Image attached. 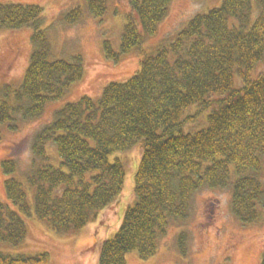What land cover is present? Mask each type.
Listing matches in <instances>:
<instances>
[{"label":"trees","instance_id":"trees-1","mask_svg":"<svg viewBox=\"0 0 264 264\" xmlns=\"http://www.w3.org/2000/svg\"><path fill=\"white\" fill-rule=\"evenodd\" d=\"M130 1L134 15H128L120 51L104 44L110 58L141 47L171 2ZM106 6V0L87 2L96 16ZM42 13L37 3L0 0V28L34 29L19 86H0V139L3 126L16 129L19 117L40 116L49 101L61 99L84 75L82 54L52 55ZM83 15L76 6L64 17L74 23ZM171 40L143 53L139 70L128 79L108 82L97 97L63 104L33 137V159L24 175L33 189L35 214L63 234L81 230L120 196L126 169L110 156L142 145L134 174L136 202L123 209L115 235L99 242L97 264H127L132 250L152 256L170 224L187 218L194 193L203 187L230 186L232 212L243 223L256 222L264 210V70L250 76L264 63V0H222L195 14ZM193 105L211 108L208 125L184 131L183 114ZM49 143L56 146L59 165L51 162ZM2 168L7 202L0 200V241L18 245L28 233L22 214H31L32 207L24 182L13 176L16 161L6 159ZM187 238L186 230L177 237L184 254ZM0 264L52 263L47 251H0Z\"/></svg>","mask_w":264,"mask_h":264},{"label":"rangeland","instance_id":"rangeland-1","mask_svg":"<svg viewBox=\"0 0 264 264\" xmlns=\"http://www.w3.org/2000/svg\"><path fill=\"white\" fill-rule=\"evenodd\" d=\"M3 2L37 3L43 7L42 28L46 30L54 57L70 58L82 54L85 63L83 77L74 83L61 99L49 101L44 112L34 118H18V127H2L0 139V200L7 202L5 191L6 174L2 162L14 159L17 163L16 178L26 186L32 207L31 214H22L27 225V237L18 245L0 241V251L8 253H38L47 251L52 264H97L99 242L111 238L117 232L122 211L136 202L134 174L143 153L140 143L114 152L110 159H120L126 169V178L120 196L98 212L95 220L75 233H59L46 220L36 216L33 189L24 173L30 168L33 152L32 141L38 129L48 123L57 109L83 95L97 97L104 86L113 80L123 81L135 74L143 53L153 52L162 43H168L195 14L218 6L222 0H171L167 15L160 21L154 34L145 36L141 47L120 53L117 59L105 54L108 41L116 52L128 15L133 14L130 0H106V9L96 16L87 8L88 0H1ZM81 6L84 15L74 23H67L64 14ZM32 26L0 28V86H19L29 64L33 43ZM264 70L261 62L250 72L251 78ZM235 76V84L240 85ZM217 95L211 96L215 98ZM199 105L190 106L183 114V129L195 132L208 125L211 108L199 110ZM51 162L60 164L56 146L49 143ZM24 175V176H23ZM25 178V179H24ZM264 180V161L262 169ZM232 190L203 187L194 193L190 213L186 219L170 224L159 238L156 252L142 258L138 251L127 252V264H262L264 253V210L253 223L241 222L231 209ZM121 216V217H120ZM186 230V253L178 246V234Z\"/></svg>","mask_w":264,"mask_h":264}]
</instances>
